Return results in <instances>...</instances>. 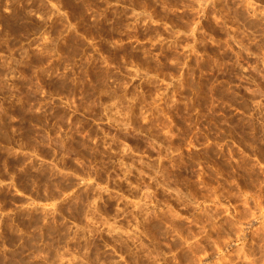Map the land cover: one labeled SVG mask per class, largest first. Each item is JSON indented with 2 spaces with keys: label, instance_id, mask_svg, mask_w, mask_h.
<instances>
[{
  "label": "rangeland",
  "instance_id": "rangeland-1",
  "mask_svg": "<svg viewBox=\"0 0 264 264\" xmlns=\"http://www.w3.org/2000/svg\"><path fill=\"white\" fill-rule=\"evenodd\" d=\"M0 264H264V0H0Z\"/></svg>",
  "mask_w": 264,
  "mask_h": 264
}]
</instances>
